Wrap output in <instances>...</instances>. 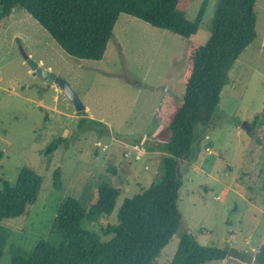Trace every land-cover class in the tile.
Masks as SVG:
<instances>
[{
	"label": "rangeland",
	"instance_id": "obj_1",
	"mask_svg": "<svg viewBox=\"0 0 264 264\" xmlns=\"http://www.w3.org/2000/svg\"><path fill=\"white\" fill-rule=\"evenodd\" d=\"M202 1L191 2L188 19L196 17ZM217 2L209 0L199 31L190 38L122 13L101 60L68 54L22 7L0 20V186L3 179L15 181L25 166L43 177L25 214L3 222L9 237L0 264L12 263V245L32 249L41 241L60 244L62 233L54 221L68 197L87 208L102 183L120 188L106 218L116 224L124 199L158 181L166 154L159 146L169 139L159 108L164 101L182 99L188 44L209 39ZM255 10L256 39L229 69L212 128L200 142V158L180 163L178 201L181 230L202 245L229 246L247 255L264 237V151L252 130L242 127L244 121L257 126L264 114V0L256 1ZM26 56L63 77L86 109L77 111L65 90L35 73ZM83 116L102 121L106 130L92 125L79 129ZM58 137L67 139L47 153ZM57 168L60 189L53 184ZM84 223L102 241L113 236ZM179 239L176 233L157 264H170ZM205 264L245 263L228 256Z\"/></svg>",
	"mask_w": 264,
	"mask_h": 264
},
{
	"label": "trees",
	"instance_id": "obj_2",
	"mask_svg": "<svg viewBox=\"0 0 264 264\" xmlns=\"http://www.w3.org/2000/svg\"><path fill=\"white\" fill-rule=\"evenodd\" d=\"M193 0H0V20L17 6L31 14L70 55L79 59L101 60L122 13L138 17L152 26L190 38L199 31L209 0H203L196 17L186 12ZM257 0H218L211 35L204 43L191 41L186 51L183 73L184 94L177 103L162 102L159 116L168 126L169 139L163 146L162 176L148 188L126 197L112 214L122 190L108 182L97 189L89 207L68 197L60 206L55 225L62 233L60 244L39 242L32 249L12 245L11 264H157L156 258L176 233L180 239L170 264H205L237 257L245 264H264V237L257 248L245 254L226 246L202 245L187 230H181L179 190L183 184L179 159L195 160L202 137L212 128V117L219 107L229 69L256 39ZM82 115H85L83 113ZM259 115H256L258 118ZM103 126L102 121L83 116L79 129ZM251 135L264 151V114ZM58 137L46 148L50 153L66 141ZM145 139L149 138L145 137ZM2 152H0V158ZM54 187L62 186L61 171H54ZM43 177L30 167H22L15 181L3 179L0 186V260L9 237L6 219L20 217L40 193ZM85 221L101 227L105 235L88 229Z\"/></svg>",
	"mask_w": 264,
	"mask_h": 264
},
{
	"label": "water",
	"instance_id": "obj_3",
	"mask_svg": "<svg viewBox=\"0 0 264 264\" xmlns=\"http://www.w3.org/2000/svg\"><path fill=\"white\" fill-rule=\"evenodd\" d=\"M26 58L28 59L29 63L32 65L35 73L41 74L42 76H44V78H46L51 82L56 83L60 88L65 90V92L68 94L69 98L73 102L77 111H84L86 109L77 92L71 87V85L63 77L57 75L54 72L42 68L37 61L29 59L27 56ZM242 127L247 131H251L253 129L252 125H250L247 121L243 122ZM182 160H183L182 158L179 159L176 166V172L178 176H179V166Z\"/></svg>",
	"mask_w": 264,
	"mask_h": 264
},
{
	"label": "crops",
	"instance_id": "obj_4",
	"mask_svg": "<svg viewBox=\"0 0 264 264\" xmlns=\"http://www.w3.org/2000/svg\"><path fill=\"white\" fill-rule=\"evenodd\" d=\"M198 155H199V153H198ZM198 158H200V156H197V159H196V161H197V160H199Z\"/></svg>",
	"mask_w": 264,
	"mask_h": 264
}]
</instances>
